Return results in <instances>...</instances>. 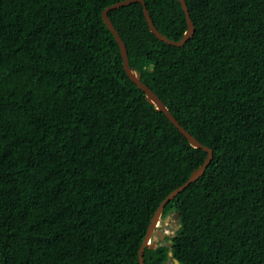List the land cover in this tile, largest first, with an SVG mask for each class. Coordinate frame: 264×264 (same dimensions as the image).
<instances>
[{"label": "trees", "instance_id": "16d2710c", "mask_svg": "<svg viewBox=\"0 0 264 264\" xmlns=\"http://www.w3.org/2000/svg\"><path fill=\"white\" fill-rule=\"evenodd\" d=\"M121 0H0V264H138L159 203L206 153L132 83L101 18ZM179 40L178 0H144ZM193 36L108 16L131 68L212 150L145 264H264V0H185ZM152 66V69L149 68Z\"/></svg>", "mask_w": 264, "mask_h": 264}, {"label": "water", "instance_id": "95a60500", "mask_svg": "<svg viewBox=\"0 0 264 264\" xmlns=\"http://www.w3.org/2000/svg\"><path fill=\"white\" fill-rule=\"evenodd\" d=\"M178 2L184 13L186 25H187L186 30L184 31L183 35L179 40H172L158 31V29L155 27L154 23L152 22V19L149 15L144 0H121L106 6L101 12V18L103 23L105 24L107 29L112 33L118 45L120 55L122 58L123 70L126 73L127 77L132 81V83H134L137 86V88H139L144 93L146 101L150 104H153L156 110L162 112L167 117V119L178 129V131L187 139V141L191 146H193L194 148L202 149L206 153V157L202 162V164H200L197 168L192 170L188 179L179 187L172 190L157 206L156 210L154 211L150 219V223L148 225L142 244L138 249V264H145L143 258V251L146 247L150 249H154L158 245L159 241H163L164 238L166 237V233L161 232L160 229L157 228L162 220V213L165 205L168 203V201L173 200L175 196L180 192H182L189 184L196 181L200 176L203 175L206 167L209 165V163L212 160L213 154H212V150L209 147L201 144L188 131H186L185 128H183L179 124V122L169 112L168 108L165 106L162 100L145 83L142 82L140 72L130 67L126 46L122 41L121 37L119 36L118 32L116 31V29L114 28L112 21L108 16V12L110 10L118 9L132 3H140L142 6L143 15L149 31L160 41L168 45L181 47L187 42V40H189L193 36L195 28L192 19L190 17L185 0H178ZM149 68L152 69V66H149ZM178 215L179 212H175L172 213L171 215H167L163 219V222L166 224L170 219H177ZM178 228L179 225L177 224L176 227L174 228V233L171 235V237L176 236L175 232L178 230ZM168 258H169L168 262L171 260L173 264H180L177 259L172 257L171 248H169L168 251Z\"/></svg>", "mask_w": 264, "mask_h": 264}, {"label": "rangeland", "instance_id": "374dc122", "mask_svg": "<svg viewBox=\"0 0 264 264\" xmlns=\"http://www.w3.org/2000/svg\"><path fill=\"white\" fill-rule=\"evenodd\" d=\"M163 219L164 218H162L157 228L160 229L161 232H165L166 236H171L174 233V228L177 225V219H170L166 224L163 222ZM161 243L168 245L169 241L163 240Z\"/></svg>", "mask_w": 264, "mask_h": 264}]
</instances>
